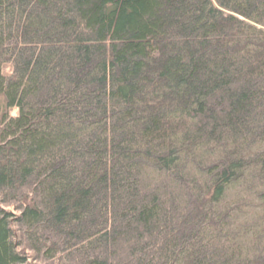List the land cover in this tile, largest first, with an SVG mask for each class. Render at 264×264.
Here are the masks:
<instances>
[{
	"label": "trees",
	"instance_id": "1",
	"mask_svg": "<svg viewBox=\"0 0 264 264\" xmlns=\"http://www.w3.org/2000/svg\"><path fill=\"white\" fill-rule=\"evenodd\" d=\"M37 259L264 264V0H0V264Z\"/></svg>",
	"mask_w": 264,
	"mask_h": 264
},
{
	"label": "rangeland",
	"instance_id": "2",
	"mask_svg": "<svg viewBox=\"0 0 264 264\" xmlns=\"http://www.w3.org/2000/svg\"><path fill=\"white\" fill-rule=\"evenodd\" d=\"M10 209L12 210V211H15L16 213H18V210H16L15 208H14V206L12 207V206H10ZM27 253H29L30 255H32V252L31 251H27ZM32 257H34V256H32ZM37 260H39V259H37ZM35 264H46V263H43V262H41L40 260H39V262H34Z\"/></svg>",
	"mask_w": 264,
	"mask_h": 264
}]
</instances>
